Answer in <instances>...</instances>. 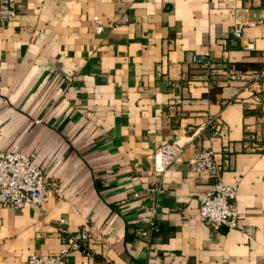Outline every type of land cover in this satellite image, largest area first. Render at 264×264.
<instances>
[{
    "label": "crops",
    "instance_id": "1",
    "mask_svg": "<svg viewBox=\"0 0 264 264\" xmlns=\"http://www.w3.org/2000/svg\"><path fill=\"white\" fill-rule=\"evenodd\" d=\"M17 2L0 23V149L52 184L41 206L0 204V264L57 252L61 218L88 233L64 264H264V0ZM167 142L182 153L157 174ZM202 149L237 187V227L197 215Z\"/></svg>",
    "mask_w": 264,
    "mask_h": 264
},
{
    "label": "built area",
    "instance_id": "2",
    "mask_svg": "<svg viewBox=\"0 0 264 264\" xmlns=\"http://www.w3.org/2000/svg\"><path fill=\"white\" fill-rule=\"evenodd\" d=\"M17 0H0V23L12 22L18 16ZM235 33L239 35V31ZM193 63L212 64L202 55H193ZM254 78H263L258 73L252 74ZM264 121V118H263ZM213 133L217 134V124L209 121ZM254 136L247 132L246 136ZM182 147L176 142H167L154 149L152 170L162 174L168 166L173 164L181 155ZM189 168L198 173H205L210 179V184L203 192L197 207L199 219L212 229L237 227V187L228 184L222 179V166L215 160L214 153L209 149L197 151L188 160ZM52 183L43 174L41 168L33 162V154L19 151H5L0 149V204L14 210H19L26 204L41 206L46 199L48 187ZM160 193L161 189H146L148 192ZM137 192L133 196L137 197ZM149 229L154 228L153 218L146 220ZM66 220H59V236L61 247L57 252L41 256L31 253L25 264H64V257L72 250L79 249L88 239L86 230L81 229L69 232L65 227ZM138 235L145 236L147 230L138 228Z\"/></svg>",
    "mask_w": 264,
    "mask_h": 264
}]
</instances>
